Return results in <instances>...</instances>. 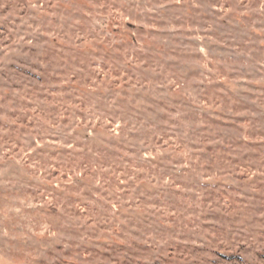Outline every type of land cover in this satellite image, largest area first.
Wrapping results in <instances>:
<instances>
[{
    "label": "rangeland",
    "instance_id": "1",
    "mask_svg": "<svg viewBox=\"0 0 264 264\" xmlns=\"http://www.w3.org/2000/svg\"><path fill=\"white\" fill-rule=\"evenodd\" d=\"M0 264H264V0H0Z\"/></svg>",
    "mask_w": 264,
    "mask_h": 264
}]
</instances>
